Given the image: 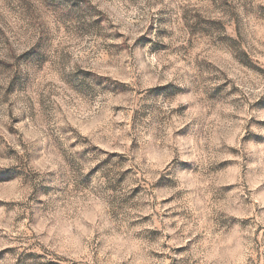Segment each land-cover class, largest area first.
Instances as JSON below:
<instances>
[{
  "label": "clouds",
  "instance_id": "clouds-1",
  "mask_svg": "<svg viewBox=\"0 0 264 264\" xmlns=\"http://www.w3.org/2000/svg\"><path fill=\"white\" fill-rule=\"evenodd\" d=\"M0 30V125L20 120L0 168L24 173L0 221V250H18L0 264L34 241L68 258L58 264H264V108L217 87L240 47L264 56V0H0ZM249 83L264 94V80Z\"/></svg>",
  "mask_w": 264,
  "mask_h": 264
},
{
  "label": "rangeland",
  "instance_id": "rangeland-1",
  "mask_svg": "<svg viewBox=\"0 0 264 264\" xmlns=\"http://www.w3.org/2000/svg\"><path fill=\"white\" fill-rule=\"evenodd\" d=\"M199 15V13H197ZM204 19L203 17H201ZM207 23L211 24H220V27L224 30L225 33H227L228 29L224 28L223 24L216 20H208ZM0 36H4V33L2 30H0ZM224 39L232 40L233 37L231 36H225ZM7 38H5L3 41H0V46L3 44H7ZM236 43V41H234ZM236 59V58H234ZM5 63V61H0V64ZM202 63H206L211 65V67L215 68L216 65L212 63L211 60H203ZM236 64L238 65V68L230 75L228 73H223V80L222 83L217 85L218 88L222 92H227L232 95H239L241 92H247L249 95H255L256 99L252 100L249 106V110L255 112L258 108H264V94H260L257 92H254L251 88V84L249 83V77L254 80H264V56H260L259 52H253L249 53L247 50H245V47H240V56L238 59H236ZM244 70L246 71L249 76L246 77L244 75ZM219 72L220 69H217ZM17 83H19L17 81ZM125 87H127L125 85ZM9 91H12V86L9 87ZM11 107V105L9 106ZM8 119L11 121L6 126L0 125V155L4 156L5 158L11 159L13 158L16 153L17 149L13 146L12 141L9 139V137H16L19 133V129L16 127L17 124L20 123V120L17 117H13L11 115V112L8 114ZM251 135V134H249ZM82 139L87 143L88 138L82 137ZM245 140L248 139V136L244 137ZM46 145L47 139L45 137H39L36 142H34L33 147H36V145ZM91 148L93 150L104 152L105 149L98 148L96 145H91ZM87 151V149H85ZM235 152V149L232 150ZM37 164L38 166L43 167L47 160L45 157V150H41L38 152ZM120 153L115 152H109L108 156H119ZM121 162H126L125 158H121ZM234 162L231 160H225L221 163V168H225L227 165H231ZM126 172H131V169H127ZM24 173L22 169H18L15 167H8V168H0V221L3 220L5 215H11L17 206L20 203V196L21 193L17 191V185L23 181ZM235 185H228L227 188L231 189L234 188ZM261 189H264V184H261L259 188L256 189L257 199H259L260 195H264V193L261 192ZM133 194V196H139L142 192V189L140 186H137L136 188H133L130 190ZM171 201V197L165 200H160L159 204L161 206L169 204ZM244 203L246 204H252V200L245 198ZM142 207H147V205H142ZM81 214L85 217H88L90 215L88 206L86 204H81L80 206ZM261 211H264V209L256 208V213H260ZM29 219L28 223H33L31 219V213L28 214ZM175 213H172L168 208H165L164 212H161L159 214L160 218L162 219H168L170 216H174ZM21 219H23V216H16L14 221L12 222H19ZM235 219V217H234ZM252 221L251 216L245 217L241 222L244 225L250 224ZM136 223H143L145 225H150L153 223V215L151 212H149L147 215L141 216L140 220ZM78 227H81L78 225ZM146 232H149L152 234L153 242L160 237H162L164 234L160 231L159 228H152L147 227L145 228ZM4 232V228L0 227V233ZM260 229L257 228V234H259ZM170 239V237H169ZM34 245H38L41 248L40 252L37 251H30L28 249H32ZM162 247H167V245H162ZM18 249L15 246L4 248L0 250V261H7L8 257L5 255L6 253H14ZM48 250L43 247V245L39 244V241H34L33 244L27 245V248L24 251L20 252L21 260L19 264H32L33 258H36L37 264H58V261L67 260V257H58L57 260H47L45 253ZM156 258H163L164 253L155 252L152 254ZM71 264H80L79 261L72 260Z\"/></svg>",
  "mask_w": 264,
  "mask_h": 264
}]
</instances>
